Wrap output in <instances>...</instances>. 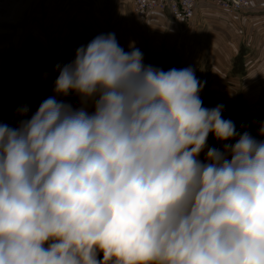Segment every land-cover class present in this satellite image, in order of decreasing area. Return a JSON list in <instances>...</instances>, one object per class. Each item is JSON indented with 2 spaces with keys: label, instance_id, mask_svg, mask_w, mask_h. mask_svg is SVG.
I'll use <instances>...</instances> for the list:
<instances>
[{
  "label": "clouds",
  "instance_id": "obj_1",
  "mask_svg": "<svg viewBox=\"0 0 264 264\" xmlns=\"http://www.w3.org/2000/svg\"><path fill=\"white\" fill-rule=\"evenodd\" d=\"M129 47L97 36L0 123V264H264V139Z\"/></svg>",
  "mask_w": 264,
  "mask_h": 264
},
{
  "label": "crops",
  "instance_id": "obj_2",
  "mask_svg": "<svg viewBox=\"0 0 264 264\" xmlns=\"http://www.w3.org/2000/svg\"><path fill=\"white\" fill-rule=\"evenodd\" d=\"M251 2L248 12L230 15L204 0L191 19L176 23L160 10L140 19L130 0H42L46 23L36 30L54 21L53 41L70 49L112 33L125 52L134 44L146 66L190 67L203 84L200 96L212 93L236 117L241 134L264 139V113H252L255 105L264 108V0Z\"/></svg>",
  "mask_w": 264,
  "mask_h": 264
},
{
  "label": "rangeland",
  "instance_id": "obj_3",
  "mask_svg": "<svg viewBox=\"0 0 264 264\" xmlns=\"http://www.w3.org/2000/svg\"><path fill=\"white\" fill-rule=\"evenodd\" d=\"M41 2L0 0V123L11 127L30 118L42 101L54 95L59 69L74 61L78 49L53 41L55 22L52 20L47 22L45 29L36 30L41 28L37 26L39 23H46V11ZM51 25L54 31H50ZM60 99L74 107L80 105V99L74 93ZM203 99H207L203 107L218 105L215 102L209 104L210 97ZM25 108L28 109L27 116L24 115ZM233 122L238 123L237 119ZM235 127L238 132L240 129ZM208 145L221 147L212 134Z\"/></svg>",
  "mask_w": 264,
  "mask_h": 264
},
{
  "label": "built area",
  "instance_id": "obj_4",
  "mask_svg": "<svg viewBox=\"0 0 264 264\" xmlns=\"http://www.w3.org/2000/svg\"><path fill=\"white\" fill-rule=\"evenodd\" d=\"M204 0H130L133 13L140 19H145L151 11H166L172 21L183 23L191 19L197 7ZM216 9H219L230 15H242L252 8L251 0H208ZM264 4V2H263ZM50 31L54 28L49 27ZM252 113L262 115L264 108L261 105H255Z\"/></svg>",
  "mask_w": 264,
  "mask_h": 264
},
{
  "label": "trees",
  "instance_id": "obj_5",
  "mask_svg": "<svg viewBox=\"0 0 264 264\" xmlns=\"http://www.w3.org/2000/svg\"><path fill=\"white\" fill-rule=\"evenodd\" d=\"M204 95L205 96H200V99L202 100L203 103L206 102L205 100H207V99H203L204 97H210L212 99L210 101H208L209 104H214L213 102H215L218 105H223L222 101H220L219 99H217L212 93L206 92ZM222 116H223L224 119H231L232 121H234L236 119V117L233 116V115H231L225 107H224V111L222 113ZM237 125H238V123L235 124V126H237ZM241 132H242L241 130L238 131V133H240V134H241ZM210 140H211V138H210Z\"/></svg>",
  "mask_w": 264,
  "mask_h": 264
}]
</instances>
